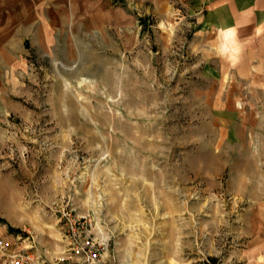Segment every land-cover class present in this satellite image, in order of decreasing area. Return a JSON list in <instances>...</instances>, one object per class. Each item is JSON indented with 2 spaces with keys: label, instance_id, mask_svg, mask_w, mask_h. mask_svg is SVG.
<instances>
[{
  "label": "rangeland",
  "instance_id": "374dc122",
  "mask_svg": "<svg viewBox=\"0 0 264 264\" xmlns=\"http://www.w3.org/2000/svg\"><path fill=\"white\" fill-rule=\"evenodd\" d=\"M142 17L135 41L30 52L0 117V236L53 264L83 262L79 224L104 264H264V89L207 70L188 4Z\"/></svg>",
  "mask_w": 264,
  "mask_h": 264
},
{
  "label": "crops",
  "instance_id": "0c3cea01",
  "mask_svg": "<svg viewBox=\"0 0 264 264\" xmlns=\"http://www.w3.org/2000/svg\"><path fill=\"white\" fill-rule=\"evenodd\" d=\"M176 1L196 14L200 29L192 47L205 57L209 72L240 80L248 89H264V0ZM170 2L0 0V117L18 107L13 94L31 51L51 52L56 44L68 50L71 40L90 33L103 37L110 28L114 40L135 41L139 19L165 13Z\"/></svg>",
  "mask_w": 264,
  "mask_h": 264
},
{
  "label": "built area",
  "instance_id": "2783aa9c",
  "mask_svg": "<svg viewBox=\"0 0 264 264\" xmlns=\"http://www.w3.org/2000/svg\"><path fill=\"white\" fill-rule=\"evenodd\" d=\"M66 218L70 219V216ZM81 227L79 224V227L73 228L76 252L84 257L81 264H104L101 253L103 248L100 247V243L93 237L79 234V230L84 229ZM18 242H11L0 236V264H53L42 256L34 244L20 249Z\"/></svg>",
  "mask_w": 264,
  "mask_h": 264
}]
</instances>
